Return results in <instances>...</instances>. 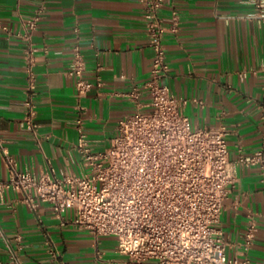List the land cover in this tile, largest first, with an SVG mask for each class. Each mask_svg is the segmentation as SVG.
Listing matches in <instances>:
<instances>
[{"label":"crops","instance_id":"obj_1","mask_svg":"<svg viewBox=\"0 0 264 264\" xmlns=\"http://www.w3.org/2000/svg\"><path fill=\"white\" fill-rule=\"evenodd\" d=\"M252 0H164L159 14L165 24L172 13L180 17V31L167 33L169 72L163 79L185 108L193 128L229 131L231 161L251 155L264 136V25ZM40 16L32 42L38 47L34 68L39 145L22 125L28 76L24 40L28 22ZM0 138L21 169L55 176H83L90 171L76 150V119L82 118L95 152L110 147L118 122L136 111L151 110L144 91L136 102L128 94L150 79L154 52L149 45L142 0H0ZM84 55V78L94 86L81 101L75 80L66 71L73 50ZM201 101L203 104H199ZM80 106L82 109H80ZM0 179L9 171L0 151ZM73 210L64 217L70 221ZM253 221L256 238L249 250L244 234ZM220 227L229 244L228 257H247L264 264V171L238 168ZM0 264H128L117 251L113 236L95 237L70 223L64 226L47 204L34 212L23 195L0 194ZM17 236L21 241L15 240ZM52 240L58 257L53 258Z\"/></svg>","mask_w":264,"mask_h":264},{"label":"built area","instance_id":"obj_2","mask_svg":"<svg viewBox=\"0 0 264 264\" xmlns=\"http://www.w3.org/2000/svg\"><path fill=\"white\" fill-rule=\"evenodd\" d=\"M252 2L264 25V0ZM142 3L154 58L149 81L143 88L135 86L128 96L137 102L147 91L151 110L122 118L110 147L98 152L91 147L84 121L78 117L75 148L90 168L83 176L67 173L57 177L50 170L38 175L21 169L0 138V151L9 171L8 180L0 179V194L7 190L21 193L34 212L47 204L62 226L68 222L97 238L115 237L117 251L128 258V264H252L247 257H228L229 244L220 222L238 168L264 171V136L255 153L240 154L231 161L230 131L225 125L192 127L185 114L190 101L178 97L162 82L169 72L164 36L180 31L179 14L174 11L167 25L159 14L164 0ZM39 21V15L31 19L23 34L28 43V85L22 125L40 145L34 71L39 50L32 42ZM0 29L8 31L1 22ZM72 56L66 75L75 80L76 96L81 101L94 86L101 87L102 81L94 84L84 78L85 55L79 46ZM67 210L75 213L70 221L64 217ZM255 238L256 225L250 221L244 234L245 250ZM15 240L21 241V237ZM48 244L50 255L58 257L52 240ZM13 260L12 264H19L16 255Z\"/></svg>","mask_w":264,"mask_h":264}]
</instances>
